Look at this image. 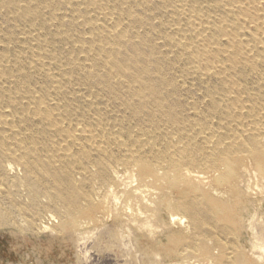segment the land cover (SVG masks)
<instances>
[{"label":"rangeland","instance_id":"374dc122","mask_svg":"<svg viewBox=\"0 0 264 264\" xmlns=\"http://www.w3.org/2000/svg\"><path fill=\"white\" fill-rule=\"evenodd\" d=\"M0 264H264V0H0Z\"/></svg>","mask_w":264,"mask_h":264},{"label":"bare ground","instance_id":"6f19581e","mask_svg":"<svg viewBox=\"0 0 264 264\" xmlns=\"http://www.w3.org/2000/svg\"><path fill=\"white\" fill-rule=\"evenodd\" d=\"M228 8V7H227ZM233 8H235V9H237V11L240 9L239 7H236V6H233ZM228 10V9H227ZM226 10V11H227ZM242 10V9H241ZM228 12H229V10H228ZM230 12H234V10H231ZM254 30H255V28H254ZM255 32V31H254ZM187 39V38H186ZM202 42V41H201ZM186 175H190V176H192L194 179H196V180H199V181H203L204 179H205V177L204 176H201V175H198V174H189L188 172H186L185 173ZM214 177V176H213ZM215 179V178H214ZM149 186L147 185V186H145L144 187V189L143 190H141L144 194H146V195H155L156 193H155V190H153V189H150V188H148ZM179 196L182 198V195L181 194H179ZM179 197V198H180ZM213 207H214V210H216V212L217 213H219V214H221V213H223V211H224V208L219 204V203H217V202H214V205H213ZM173 217V222H177V224H180V226L183 224V223H185L186 222V217H182V216H178V215H174V216H172ZM172 221V220H171Z\"/></svg>","mask_w":264,"mask_h":264}]
</instances>
